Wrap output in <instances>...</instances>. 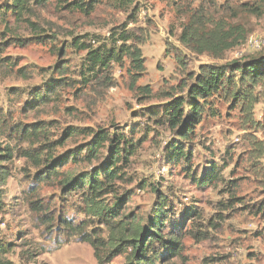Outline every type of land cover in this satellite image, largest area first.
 Segmentation results:
<instances>
[{
	"label": "rangeland",
	"instance_id": "obj_1",
	"mask_svg": "<svg viewBox=\"0 0 264 264\" xmlns=\"http://www.w3.org/2000/svg\"><path fill=\"white\" fill-rule=\"evenodd\" d=\"M27 1L28 11L19 17L11 0H0V145L12 150L2 162L10 176L0 186L3 259L12 264L130 261L129 250L99 260L101 250L70 238L58 225L63 214L77 216L79 202L78 195L62 194V178L102 166L123 136L133 139L134 153L118 163L123 175L114 182L113 196H128L122 203L125 218L144 227L161 199L173 213L160 230L164 239L177 238L179 251L154 264H264V84L254 87L249 103L225 100L223 92L208 98L211 110L183 142L189 164L167 156L179 126L172 129L163 114L174 98L187 95L190 77L202 64L264 55V0H99L88 13L65 6L74 0ZM114 30L134 37L143 69L135 74L123 58L110 64L105 82L83 84L85 51L74 48L73 39L95 46ZM253 40L261 47H253ZM58 78L67 85L56 93L44 91ZM40 126L39 139L21 136L24 128ZM97 133L107 139L89 161L83 148ZM51 164L59 177L37 180L41 168ZM211 164L220 168L223 181L200 185L191 178ZM105 198L112 201V195ZM38 202L42 212L54 216L53 224L33 210ZM91 228L107 237L98 222L88 224ZM197 230L204 237H193Z\"/></svg>",
	"mask_w": 264,
	"mask_h": 264
},
{
	"label": "trees",
	"instance_id": "obj_2",
	"mask_svg": "<svg viewBox=\"0 0 264 264\" xmlns=\"http://www.w3.org/2000/svg\"><path fill=\"white\" fill-rule=\"evenodd\" d=\"M41 1L44 0H35L37 3ZM96 1L99 0H74L68 4L66 3L65 6H71L74 9L88 13L92 8V3ZM10 9L15 15L22 17L28 11V1L11 0ZM253 9L257 12L260 10V6L256 5ZM186 32L187 30L184 29L183 38ZM135 43L137 42L134 37L124 30L120 32L114 30L110 39L104 42L99 41L95 46L81 42L78 38L73 39L71 45L74 48H80L85 51L81 69L83 71H80L82 83L90 84L93 82L100 84L105 82L110 75V64L112 62H120L123 58L129 59L132 70L135 74H138L143 69V57ZM190 78H193V82L188 86L187 95L174 98L163 109V114L169 122V126L172 129L179 126L177 129L179 139L166 147L167 156L172 162H180L182 160L188 164L191 156L189 150H184L183 142H187L192 138L195 123L200 121L205 111L211 110V107L207 106L208 98L223 92L225 100L231 97L235 102L242 100L249 103L253 99L254 87L264 84V55L244 62L233 60L224 65L202 64L198 73ZM64 81V78H58L55 83H46L44 91L56 93L58 88L67 85ZM144 91L147 92L148 88H145ZM38 93L37 89L32 92L34 96H38ZM1 122H4L2 118H0V127H2ZM43 131L42 126L34 127L30 130L24 128L21 131V136L27 139H39ZM106 139V135L99 133L94 135L93 139L83 148L85 151L87 150L85 158L90 161L97 156ZM113 143L114 145L110 147L109 157L102 166L93 169L91 172H82L74 176L66 175L62 178L60 185L62 194L66 195L67 198L78 195L79 202H77L74 210L76 217L63 214L59 218V230H62V233L67 232V236L76 241L89 243L96 252L101 250L100 256L98 255L99 253H96V257L99 256V260L106 259L113 253H122L129 250L130 261L127 264H154L160 257L172 255V253L179 251L177 238L164 239L160 230L164 225L163 221L168 218L167 213L173 215L172 209L166 208L168 206L166 200L161 199L154 210L153 216L148 219V223L144 227L138 222L135 223V218H125L123 213L125 206L122 203L128 196L124 194L120 197H114L113 195H116L118 188L114 182L117 179H121L123 175V172H120L118 163L121 160L125 161L128 154L134 153V144L133 139L123 136H118ZM24 155L33 157L32 152L29 151L24 152ZM73 156L74 154L70 159H75ZM11 157V147H1L0 145V186L10 176L9 169L2 162L9 160ZM36 164L40 165V161ZM189 169L187 170L188 172L190 171ZM220 173V168L211 164L210 166H205L204 172L199 178H196L195 173H192L191 178L200 185H206V182L223 181L220 178ZM59 174L57 166L51 164L41 168L35 178L43 181L45 178L59 177ZM107 195H112V201L107 202L105 198ZM43 208L44 205L38 202V204H34L33 210L44 219V222L53 224L54 216L42 212ZM191 211L194 212L192 209L187 212ZM80 215H82L81 218L78 217ZM94 222H98L106 228L104 229L107 230V237L101 238L98 234L99 231L94 230V228L87 230L88 224L92 225ZM191 222V225L196 223L193 220ZM95 229L97 228L95 227ZM192 233L193 237H204L205 234L200 230ZM57 243L59 244V242ZM5 251L6 245L0 242V264H12L10 261L3 259L2 254Z\"/></svg>",
	"mask_w": 264,
	"mask_h": 264
},
{
	"label": "built area",
	"instance_id": "obj_3",
	"mask_svg": "<svg viewBox=\"0 0 264 264\" xmlns=\"http://www.w3.org/2000/svg\"><path fill=\"white\" fill-rule=\"evenodd\" d=\"M252 46L255 48L261 47V42L257 40L252 41Z\"/></svg>",
	"mask_w": 264,
	"mask_h": 264
}]
</instances>
